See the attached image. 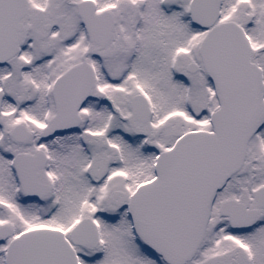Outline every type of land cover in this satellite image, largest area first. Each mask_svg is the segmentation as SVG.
<instances>
[{"label":"snow or ice","instance_id":"6c2138e0","mask_svg":"<svg viewBox=\"0 0 264 264\" xmlns=\"http://www.w3.org/2000/svg\"><path fill=\"white\" fill-rule=\"evenodd\" d=\"M0 264H264V0H0Z\"/></svg>","mask_w":264,"mask_h":264}]
</instances>
